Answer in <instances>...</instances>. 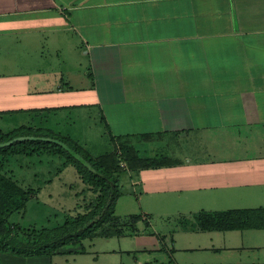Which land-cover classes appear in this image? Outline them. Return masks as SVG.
Wrapping results in <instances>:
<instances>
[{"label":"crops","instance_id":"crops-1","mask_svg":"<svg viewBox=\"0 0 264 264\" xmlns=\"http://www.w3.org/2000/svg\"><path fill=\"white\" fill-rule=\"evenodd\" d=\"M58 119L83 130L49 128ZM19 127L92 158L125 140L174 162L122 168L114 215L140 216L138 233L85 241L134 240L117 251L131 264H159L166 230L193 235L179 250L222 251L215 234L233 231H197L194 217L264 207V0H0V131ZM83 246L0 264H73L55 259Z\"/></svg>","mask_w":264,"mask_h":264},{"label":"trees","instance_id":"trees-1","mask_svg":"<svg viewBox=\"0 0 264 264\" xmlns=\"http://www.w3.org/2000/svg\"><path fill=\"white\" fill-rule=\"evenodd\" d=\"M18 137L50 138L61 141L79 154L94 172L82 166L62 147L54 143L32 141L36 144L40 142L46 144L18 149L16 147L20 142H16L0 148V155L4 158L33 154L65 156L67 161L64 164L74 167L78 179L84 185L81 194L92 195L91 199L81 206L82 209H79L74 216L66 218L59 226L41 229L22 228L16 223L13 224L11 218L14 214L24 215L28 201L39 192L32 188L24 189L0 168V253L16 256H52L61 254L63 248H69L66 253L75 254L84 251L85 240L136 235L138 233L136 224L140 222V216H129L123 220L114 215L116 199L120 195L119 177L124 173L119 166V158L132 171L174 163L170 159L160 157L142 159L125 140L119 142L120 156L113 152L92 158L81 147L55 135L51 130L42 128L19 127L6 134L0 131V144ZM194 226L197 231L212 232L264 230V209L200 213L194 217Z\"/></svg>","mask_w":264,"mask_h":264},{"label":"rangeland","instance_id":"rangeland-1","mask_svg":"<svg viewBox=\"0 0 264 264\" xmlns=\"http://www.w3.org/2000/svg\"><path fill=\"white\" fill-rule=\"evenodd\" d=\"M33 121L38 126L45 127V124L39 123L42 120L38 119L28 120L24 122V125L32 124ZM52 121L49 128L57 132L70 128L73 130L72 133L77 134L78 131L83 130L81 124L74 125L72 122H68L70 125H64L59 119L55 123ZM45 144L43 142L36 144L32 141H24L20 142L16 148L19 149L25 146L31 148L35 145L45 146ZM66 161L63 155H12L5 158L0 155L1 171L12 177L21 187L37 190L39 193L35 196L36 198H43L39 200L30 199L26 205L24 215L21 213L14 214L11 218L13 224L16 223L22 228H53L64 223L66 218L74 216L79 209H82L81 206L91 199L92 195L81 194L84 185L78 179L74 167L64 164ZM121 189L126 191L128 185H121ZM36 202H43L44 204L37 205ZM252 207L256 208L257 206ZM153 222L155 229L160 231L159 226L162 227L160 220H154ZM176 223L174 222L171 226L174 230ZM173 234L174 231L169 233L166 230L163 250L153 252L154 260H157L159 264H239L238 262L240 264H264V231H233L228 232L226 235L216 233L215 236H219L220 240L223 241L222 245H216L222 250L220 252L205 251L203 249L179 250L178 247L180 245L185 246L190 239H193V235L182 232L177 233L175 236ZM171 235L176 240V245L171 241ZM202 238L197 237L198 244L203 243ZM135 242L132 239L84 241L86 248L84 254L61 256L57 257L55 261L68 259L73 264H88L95 260L96 264H131V258H128L125 254L119 255L117 251L125 247L133 248L136 245Z\"/></svg>","mask_w":264,"mask_h":264},{"label":"water","instance_id":"water-1","mask_svg":"<svg viewBox=\"0 0 264 264\" xmlns=\"http://www.w3.org/2000/svg\"><path fill=\"white\" fill-rule=\"evenodd\" d=\"M24 141H44V142H50V143H54L56 145H59L66 152H68L77 162H79L82 166L87 168L89 171L94 172L92 170V168L90 167V165L79 154H77L75 151H73L65 143L58 141V140H54V139H50V138H37V137H18V138H15V139L7 142V143L0 144V148L10 146L16 142H24Z\"/></svg>","mask_w":264,"mask_h":264},{"label":"built area","instance_id":"built-area-1","mask_svg":"<svg viewBox=\"0 0 264 264\" xmlns=\"http://www.w3.org/2000/svg\"><path fill=\"white\" fill-rule=\"evenodd\" d=\"M118 156H120V153H119V152H118ZM119 166H120L121 168H126V164H125V162L122 161L120 158H119Z\"/></svg>","mask_w":264,"mask_h":264}]
</instances>
